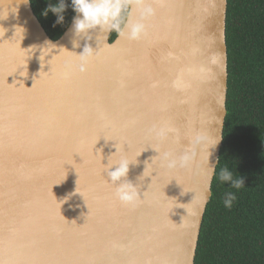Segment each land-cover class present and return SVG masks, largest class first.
Here are the masks:
<instances>
[{
    "label": "water",
    "instance_id": "1",
    "mask_svg": "<svg viewBox=\"0 0 264 264\" xmlns=\"http://www.w3.org/2000/svg\"><path fill=\"white\" fill-rule=\"evenodd\" d=\"M155 6L146 38L88 39L71 23L53 41L30 0H0V264H195L228 114V0ZM86 44L87 70L65 76ZM164 122L177 138L158 145L146 130ZM196 133L220 138L211 179L199 149L160 168L153 148L179 155ZM115 146L137 160L136 208L106 182Z\"/></svg>",
    "mask_w": 264,
    "mask_h": 264
},
{
    "label": "trees",
    "instance_id": "2",
    "mask_svg": "<svg viewBox=\"0 0 264 264\" xmlns=\"http://www.w3.org/2000/svg\"><path fill=\"white\" fill-rule=\"evenodd\" d=\"M30 1L46 33L59 40L75 13L69 7L53 27L56 16L43 12L57 0ZM117 37L112 32L111 42ZM227 48L228 114L195 264H264V0H228ZM225 166L244 186L220 182ZM229 191L236 195L230 209L223 203Z\"/></svg>",
    "mask_w": 264,
    "mask_h": 264
},
{
    "label": "clouds",
    "instance_id": "3",
    "mask_svg": "<svg viewBox=\"0 0 264 264\" xmlns=\"http://www.w3.org/2000/svg\"><path fill=\"white\" fill-rule=\"evenodd\" d=\"M159 0H57L56 3H50L44 10L43 15L47 16L49 12L56 16L53 27L62 25L65 20L64 13L70 7L75 15L72 18V31L75 36H86L88 39L91 33L115 32L121 38L127 40H140L149 35V25L147 21L156 15V4ZM162 6V4L160 5ZM135 9L133 14L132 9ZM74 46H79L74 42ZM90 45H85L82 54L77 55L79 63L73 65L66 62L65 76L70 75L74 70L84 72L90 59L96 55ZM176 129L167 122L161 124H153L146 130V135L157 141L158 145H163L169 139L175 140ZM218 139L214 143L209 144L207 138L200 133H196L190 140L188 149L175 154L172 150H164L162 147L153 148L159 155L155 156L156 162L160 168L167 170H176L186 168L196 149L206 152L205 159L209 165V179L215 174L216 165L209 164L210 148H214L219 142ZM116 152L109 157L108 165H104V172H107L109 180L106 181L115 186L113 198L123 206L136 208L142 203V199L138 190V185H134L127 179L130 165L133 162L126 155H120V149L116 147ZM154 158V157H152ZM151 158V159H152ZM153 162V160H152ZM114 170H109L113 169ZM141 178V177H140ZM219 180L226 183L230 188L239 189L244 186V178L234 177L233 173L227 166L219 171ZM110 181V182H109ZM236 200L234 192H226L224 195L225 208H231L233 201ZM207 197H205V203Z\"/></svg>",
    "mask_w": 264,
    "mask_h": 264
},
{
    "label": "snow or ice",
    "instance_id": "4",
    "mask_svg": "<svg viewBox=\"0 0 264 264\" xmlns=\"http://www.w3.org/2000/svg\"><path fill=\"white\" fill-rule=\"evenodd\" d=\"M12 43H15V41H14V42H12Z\"/></svg>",
    "mask_w": 264,
    "mask_h": 264
}]
</instances>
